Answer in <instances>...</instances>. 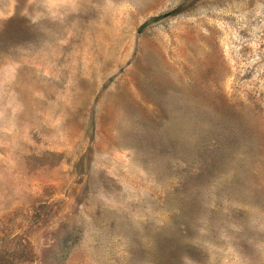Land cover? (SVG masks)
Masks as SVG:
<instances>
[{"label": "rangeland", "instance_id": "1", "mask_svg": "<svg viewBox=\"0 0 264 264\" xmlns=\"http://www.w3.org/2000/svg\"><path fill=\"white\" fill-rule=\"evenodd\" d=\"M0 264H264V0H0Z\"/></svg>", "mask_w": 264, "mask_h": 264}]
</instances>
